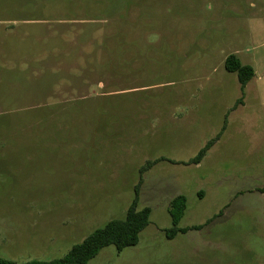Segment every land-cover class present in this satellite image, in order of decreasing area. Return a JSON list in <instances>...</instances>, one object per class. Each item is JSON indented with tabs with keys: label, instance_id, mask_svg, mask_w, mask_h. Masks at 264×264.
I'll return each instance as SVG.
<instances>
[{
	"label": "rangeland",
	"instance_id": "obj_1",
	"mask_svg": "<svg viewBox=\"0 0 264 264\" xmlns=\"http://www.w3.org/2000/svg\"><path fill=\"white\" fill-rule=\"evenodd\" d=\"M263 52L264 0H0V259L125 219L157 161L138 244L89 264H264V93L225 69ZM180 195L201 228L170 239Z\"/></svg>",
	"mask_w": 264,
	"mask_h": 264
},
{
	"label": "trees",
	"instance_id": "obj_2",
	"mask_svg": "<svg viewBox=\"0 0 264 264\" xmlns=\"http://www.w3.org/2000/svg\"><path fill=\"white\" fill-rule=\"evenodd\" d=\"M225 69L230 73H236L244 92L247 84L254 78L255 70L252 66L244 64L241 59L231 54L225 61ZM244 97L238 100L235 108L243 103ZM212 138L203 148L200 149L197 156L189 163L200 164L207 155L208 151L220 140L223 131ZM157 162V161H156ZM156 162L148 161L141 169L140 182L135 188V198L127 210L125 219H113L106 225L93 231L85 240L73 246V248L62 258L51 261L32 260L25 263L0 259V264H89L104 248L115 246L118 251H123L128 247L136 246L140 239V234L149 226L151 209L146 207L138 209L140 191L143 184L142 174ZM264 190V188H263ZM262 190V191H263ZM187 210V198L180 195L174 198L170 203V214L173 226L166 230L167 237L175 238L179 233H187L192 229L201 227L180 228L178 225Z\"/></svg>",
	"mask_w": 264,
	"mask_h": 264
},
{
	"label": "crops",
	"instance_id": "obj_3",
	"mask_svg": "<svg viewBox=\"0 0 264 264\" xmlns=\"http://www.w3.org/2000/svg\"><path fill=\"white\" fill-rule=\"evenodd\" d=\"M263 66L259 67V68H264V52H263ZM251 66V65H250ZM252 67L254 68L255 70V76L254 78L247 84V87L250 88L249 90H253L255 88L257 89H260L261 90V87L262 86V89H263V93H264V69H263V74L258 77L259 75V69L252 65ZM247 89V88H246Z\"/></svg>",
	"mask_w": 264,
	"mask_h": 264
}]
</instances>
